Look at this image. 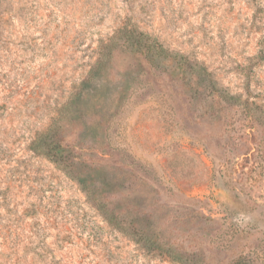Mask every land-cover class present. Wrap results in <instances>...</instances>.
Segmentation results:
<instances>
[{"label":"rangeland","instance_id":"rangeland-1","mask_svg":"<svg viewBox=\"0 0 264 264\" xmlns=\"http://www.w3.org/2000/svg\"><path fill=\"white\" fill-rule=\"evenodd\" d=\"M132 27L184 71L137 59ZM47 131L69 170L33 150ZM78 177L205 264H264V0H0V264H178Z\"/></svg>","mask_w":264,"mask_h":264},{"label":"trees","instance_id":"trees-1","mask_svg":"<svg viewBox=\"0 0 264 264\" xmlns=\"http://www.w3.org/2000/svg\"><path fill=\"white\" fill-rule=\"evenodd\" d=\"M119 35H122L124 40L122 46H125V48L129 49L137 59L145 61L149 66L159 67L161 64H164L166 60L169 62L173 60L176 62L175 69L184 71L183 64L180 63V60L175 58L176 55L169 53L157 39L150 37L147 33L132 27L130 29H121ZM116 45V38L114 39L113 37L105 45V48L110 50L115 48ZM99 65L100 63L97 64V68L95 67L91 70L90 75L94 79L100 76L102 66ZM48 133L49 131L37 137L35 142H33V150L37 154L53 160L64 170H69L70 165L67 163L69 160L68 149L62 142L63 139L55 141ZM87 179L86 177H78V182L85 191L87 197L101 210V212L103 210L102 215L104 220L111 227L131 238L137 245L146 251L164 255L172 262L178 264H205L201 257L195 252L187 251L169 241L162 240L159 232L155 231L152 227L153 216L150 213L140 211L138 208L130 205V203H126V206L123 208L121 207L123 203H120V201L118 202L119 211L117 207H115L114 211L108 210L107 205L101 204L100 201L96 199L97 190L93 185L94 182L87 184ZM243 259L244 256L240 255L232 264H248Z\"/></svg>","mask_w":264,"mask_h":264}]
</instances>
